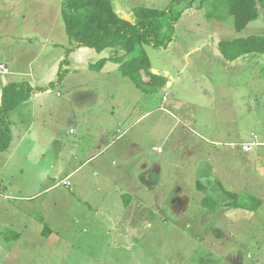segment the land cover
Here are the masks:
<instances>
[{
	"label": "rangeland",
	"instance_id": "374dc122",
	"mask_svg": "<svg viewBox=\"0 0 264 264\" xmlns=\"http://www.w3.org/2000/svg\"><path fill=\"white\" fill-rule=\"evenodd\" d=\"M60 2L0 0V42L9 32L8 25L15 32L24 31L26 43L32 37L41 55L31 62V72L41 85L50 84L52 59L59 53L63 56V46L71 43L64 31ZM112 4L128 13L139 6L166 10L172 0H112ZM172 11L179 16L171 43L166 48L143 45L151 68L173 75L169 97L183 101L176 107L168 104L163 100L168 90L157 83L146 94L151 98L152 130L136 135L154 145L153 164L159 165L154 175L160 178H154L158 185L145 214L135 215L142 204L134 198L137 208L132 206L130 215L118 213L113 218L121 222L119 231L103 230L100 223L83 237V224L64 230L57 236L60 245L49 248L54 257L51 254L46 263L38 264H264V145L247 153L236 146L241 139L251 141L252 133L260 141L264 137V53L230 61L214 45L217 40L264 35V10L260 8L258 19L240 32L232 26L227 0H182ZM8 15L19 21L7 23L3 17ZM84 49L91 53L90 63L114 55L110 48L101 52ZM1 52L0 62H4ZM75 59L85 61L84 56ZM82 76L102 77L89 68L81 70ZM124 80L131 84L128 78ZM63 162L69 166V154ZM48 167L55 170V166ZM38 177L41 182L30 183V191L40 187L43 178L34 179ZM92 211L86 212L82 222L90 223L96 217ZM91 236L97 246H76ZM6 246L0 234V264H37L25 247Z\"/></svg>",
	"mask_w": 264,
	"mask_h": 264
},
{
	"label": "crops",
	"instance_id": "0c3cea01",
	"mask_svg": "<svg viewBox=\"0 0 264 264\" xmlns=\"http://www.w3.org/2000/svg\"><path fill=\"white\" fill-rule=\"evenodd\" d=\"M115 10L125 18L132 15L131 11L119 12L118 7ZM3 19L10 24L19 21L10 15ZM8 27L9 32L0 42L4 55V62L0 63L7 69L0 70V97L2 88L12 82H26L32 91L10 113L11 143L0 152V234L6 248L23 246L27 256L37 264L46 263L45 258L51 254L54 257L49 248L60 245L57 236L64 230L69 232L83 224L80 230L83 237V233L96 230L100 223L103 230L119 231L121 222L115 223L113 218L118 213L130 215L132 206L134 210L137 208V204L133 205L134 198L142 204L135 215L145 214L147 201L158 185L154 178H160L154 175L159 169V165L153 164L154 145L136 135L152 130L151 98L146 97L151 90L144 92L132 81L130 84L124 80L119 63L110 58L121 54L120 51L112 49L114 55L105 57L96 53L97 60L107 58L96 69L93 66L96 62L88 60L91 53L84 49L87 47L71 46L65 40L64 55L59 53L52 59L50 84L41 85L31 72V62L40 57L41 50L37 51L32 37L26 43L24 31L19 33ZM53 54L54 51L52 57ZM83 56L85 61H76L75 57ZM87 68L97 70L102 77L79 78L81 70ZM150 71L165 78L162 90L167 91L173 85L174 77L169 72L153 68ZM144 80L148 77L144 76ZM167 94L163 100L168 104L176 107L183 102L176 96L169 97V90ZM242 143L244 139L236 146L249 152L242 149ZM258 145H264V137L260 141L256 135L252 150ZM67 154L69 166L63 162ZM48 166H55V170ZM36 176H42L43 181L37 190L30 191V183L41 182L39 177L34 179ZM64 179L70 185L61 183ZM146 188L149 192H145ZM91 210L97 219L93 217L85 224L82 221ZM97 245L94 236L76 244L80 248Z\"/></svg>",
	"mask_w": 264,
	"mask_h": 264
},
{
	"label": "trees",
	"instance_id": "16d2710c",
	"mask_svg": "<svg viewBox=\"0 0 264 264\" xmlns=\"http://www.w3.org/2000/svg\"><path fill=\"white\" fill-rule=\"evenodd\" d=\"M181 1L172 0V6L166 10L147 6L136 7L131 9L132 15L128 19L116 12L112 0H61L60 15L71 46H84L97 52L108 48L120 51L121 54L110 58L119 63L122 75L142 91L149 92L156 83L162 87L165 78L150 71L151 64L143 45L166 48L171 43L174 23L179 16V13H172V8ZM227 2L228 15L232 18L235 32H240L250 22L256 21L260 16V8L264 10V0ZM218 47L222 56L230 61L244 55L262 54L264 35L250 34L246 37L221 40ZM70 48H67V51ZM106 59H99L93 66L99 69ZM144 76L148 77L147 81ZM31 91L32 88L26 82H12L2 88L0 152L5 151L11 143L10 113L29 98ZM198 187L202 189L199 183Z\"/></svg>",
	"mask_w": 264,
	"mask_h": 264
},
{
	"label": "built area",
	"instance_id": "2783aa9c",
	"mask_svg": "<svg viewBox=\"0 0 264 264\" xmlns=\"http://www.w3.org/2000/svg\"><path fill=\"white\" fill-rule=\"evenodd\" d=\"M0 69L6 71V69L3 67V65H0ZM256 144V135L252 134V140L251 141H248V142H245V143H242L241 144V147L243 150L245 151H248L250 149H252V147ZM63 183L66 184V185H69L70 182L69 181H66L63 180Z\"/></svg>",
	"mask_w": 264,
	"mask_h": 264
}]
</instances>
